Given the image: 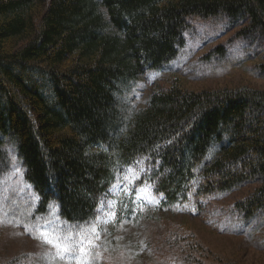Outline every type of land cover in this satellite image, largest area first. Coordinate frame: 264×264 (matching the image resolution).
<instances>
[{"label":"trees","instance_id":"16d2710c","mask_svg":"<svg viewBox=\"0 0 264 264\" xmlns=\"http://www.w3.org/2000/svg\"><path fill=\"white\" fill-rule=\"evenodd\" d=\"M220 13L248 22L242 38L264 33V0H0V181L13 152L37 212L73 227L96 224L101 208L136 220L146 184L160 208L197 218L214 196L247 189L234 235L264 252V90L175 78L144 106L130 97L176 58L189 19ZM132 168L138 177L117 191ZM173 234L148 242L161 264H207Z\"/></svg>","mask_w":264,"mask_h":264},{"label":"rangeland","instance_id":"374dc122","mask_svg":"<svg viewBox=\"0 0 264 264\" xmlns=\"http://www.w3.org/2000/svg\"><path fill=\"white\" fill-rule=\"evenodd\" d=\"M247 24L234 25L224 13L189 19L184 47L168 65L140 77L130 94L133 103L144 106L155 88L169 87L175 78L192 90L245 85L264 90V78L257 74L264 63V33L255 30L247 38L238 36ZM219 45L225 47L224 52L214 51ZM11 159L9 172L0 181V264H77L62 259L57 249L37 238L45 228L61 225L90 237L91 245L85 247L88 264H154L156 260L161 264L156 259L159 253L147 249L148 242L154 247L161 238L174 236L173 231L181 237L182 249L199 245L198 256L204 253L207 264H264V252L234 235L242 230H234L233 204L250 190L214 196L204 205L201 219L183 208H160L146 184L137 190L136 220L134 216L118 223L112 211L101 208L96 224L73 227L58 219L54 209L37 212L36 195L13 152ZM137 177L136 169L128 170L115 189L124 190Z\"/></svg>","mask_w":264,"mask_h":264},{"label":"snow or ice","instance_id":"6c2138e0","mask_svg":"<svg viewBox=\"0 0 264 264\" xmlns=\"http://www.w3.org/2000/svg\"><path fill=\"white\" fill-rule=\"evenodd\" d=\"M37 238L57 249L62 259L70 258L76 260L77 264H88L85 247L91 245V239L82 234V230L74 233L71 229L61 225L59 228H45L39 232Z\"/></svg>","mask_w":264,"mask_h":264}]
</instances>
